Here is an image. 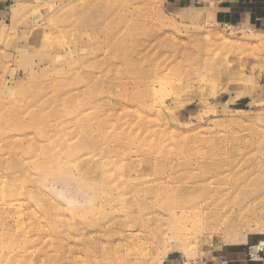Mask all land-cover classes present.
Returning a JSON list of instances; mask_svg holds the SVG:
<instances>
[{"label": "rangeland", "instance_id": "obj_1", "mask_svg": "<svg viewBox=\"0 0 264 264\" xmlns=\"http://www.w3.org/2000/svg\"><path fill=\"white\" fill-rule=\"evenodd\" d=\"M207 2L0 0V264H160L264 241L262 204L208 231L211 213L179 204L248 157L264 176V32L214 22Z\"/></svg>", "mask_w": 264, "mask_h": 264}, {"label": "bare ground", "instance_id": "obj_2", "mask_svg": "<svg viewBox=\"0 0 264 264\" xmlns=\"http://www.w3.org/2000/svg\"><path fill=\"white\" fill-rule=\"evenodd\" d=\"M39 45L40 48H46L48 43L41 42V44ZM118 56L124 57L122 53H119ZM32 75L40 79V75L37 74V72L32 73ZM133 78L134 74L129 75L127 83L133 85L134 88L136 87V89H138L139 86H141L142 90L144 91L150 88L154 89L157 84V81L153 80L150 76H142L140 80H135ZM0 85V100H2L5 98L3 94L4 88H2L3 83L1 82ZM50 85L51 84L44 85V87H50ZM25 86L26 83L24 82L23 88L18 87L15 91L17 93L22 92V94H25V92L29 91L31 93L37 91V94H41L44 92V88L41 87H37L35 90V88H33L32 86L30 89H27ZM140 99L142 102H147V99L145 97H141ZM12 100L21 101L23 100V97L18 96L17 99L13 97ZM0 104L2 103L0 102ZM0 112H2L1 106ZM48 148H50L49 145ZM222 157H225V155H222ZM249 158L250 157L242 159V163L240 164L234 162L229 165L228 169H223L221 172L219 171L217 174L212 176V179L209 181V183L214 185V192L210 196H206L204 202L201 203L199 201L192 200L190 202H187L186 200H182L179 203L180 205L189 206L190 211H207V213H211V225H208L205 228V231L214 230L223 225H227L229 227V224L232 223L234 219L238 218L239 214L242 211L253 212L258 209L259 204L264 205V176L261 172L255 170L253 162ZM48 162L50 164L49 160ZM47 165L48 164L45 163L44 167H47ZM202 186V183H199V180H197L195 181V184L191 185L190 187L178 186L176 188V191L179 192L181 197H183L188 196L189 192L193 193L195 191H198ZM220 193H223L225 197H222ZM220 206L223 207V211L219 210ZM198 208L200 210H197ZM186 209L187 207L184 206L183 209L179 210L189 211ZM172 210H174V208ZM196 226V224L193 225V227ZM200 237H202V235Z\"/></svg>", "mask_w": 264, "mask_h": 264}, {"label": "crops", "instance_id": "obj_3", "mask_svg": "<svg viewBox=\"0 0 264 264\" xmlns=\"http://www.w3.org/2000/svg\"><path fill=\"white\" fill-rule=\"evenodd\" d=\"M205 7L212 9L211 18L216 23L264 32V0H208ZM255 243L225 244L199 260L169 255L160 264H264V260H251L248 256L249 246Z\"/></svg>", "mask_w": 264, "mask_h": 264}, {"label": "built area", "instance_id": "obj_4", "mask_svg": "<svg viewBox=\"0 0 264 264\" xmlns=\"http://www.w3.org/2000/svg\"><path fill=\"white\" fill-rule=\"evenodd\" d=\"M248 256L251 260H264V243L260 242L250 245L248 248Z\"/></svg>", "mask_w": 264, "mask_h": 264}]
</instances>
